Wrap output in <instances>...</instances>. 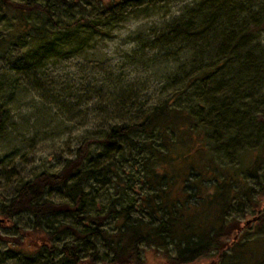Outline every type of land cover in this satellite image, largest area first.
I'll list each match as a JSON object with an SVG mask.
<instances>
[{"label":"trees","instance_id":"obj_1","mask_svg":"<svg viewBox=\"0 0 264 264\" xmlns=\"http://www.w3.org/2000/svg\"><path fill=\"white\" fill-rule=\"evenodd\" d=\"M128 1L3 0L13 10L16 21L14 32L2 38L4 43L0 40V45L8 50L12 39L19 35L31 37L35 46L29 57L34 63L67 44L81 48L89 39L85 33L106 32V27L99 26L121 16ZM196 5V21L176 23L173 31L157 40L162 49L172 43V38H180L187 45L182 54L188 49L190 63L196 65L185 74L180 88L149 107L133 103L130 108L118 109L113 104L116 110L112 112L122 118L108 122L100 138L81 139L74 156L66 158L58 171H41L21 180L15 192L0 201V214L2 221L12 223L13 216L28 212L33 226L18 227L20 232L11 240L19 242L23 237L36 245L33 233L42 218L63 210L71 222L59 223L41 241L51 247L49 240L57 229L70 231L73 239L59 248L62 262L97 264L94 256L80 257L76 250L79 242L89 243L98 237L111 252L104 264L140 262L141 246L168 250L170 243L173 251L165 256L169 264H186L207 253L213 256V264H264V202L249 225V220L238 224V219L230 218L226 222L224 215L230 203L243 194L250 196L248 187L242 189L245 182L241 170L255 171L264 165V129L255 126L258 134L254 144H247L252 132H245L254 120L251 107L261 99L255 97V91L264 80V50L258 51L252 43L264 27V0H198ZM210 38L214 42L208 50ZM205 56L213 58L206 62ZM9 110L0 98V127L7 121ZM93 143L101 147L94 155ZM250 150L257 154L243 165L238 158ZM125 154L132 158V167L138 166L142 176H148L143 181L153 187L152 191L144 190L135 205L123 198L134 185L130 180L137 179L133 174L126 178L121 175L126 172L122 168ZM222 156L236 158L230 171ZM175 161L181 168L168 169ZM182 177L183 181L191 180L200 203L197 199L193 203L190 194L171 196L169 187ZM99 181L111 183L117 193L103 213L90 214L85 211L86 183ZM204 181L210 182L214 191L202 194ZM59 185L65 188L67 200L54 202L50 193ZM130 211H138V215L131 217ZM108 217L121 220L113 229L104 228L102 224ZM247 228L258 234L241 240Z\"/></svg>","mask_w":264,"mask_h":264},{"label":"rangeland","instance_id":"obj_2","mask_svg":"<svg viewBox=\"0 0 264 264\" xmlns=\"http://www.w3.org/2000/svg\"><path fill=\"white\" fill-rule=\"evenodd\" d=\"M128 2L121 16L110 24L99 26L106 27V32L85 33L89 39L81 48L67 44L52 56L34 63V59L29 57V52L35 46L31 37L19 35L16 40L12 39L8 50H5L4 44L0 45V98L10 109L7 121L0 127V201L12 195L21 180L31 179L41 171H58L66 158L74 156L76 147L84 137L100 138L108 122L122 118L112 112L116 110L113 104L118 105V109L130 108L133 103L149 107L180 88L185 74L196 65L190 63L191 55L188 49L185 50L190 46L182 54L186 44L180 38H172V43L166 49H162L157 40L161 35L166 36L169 31H173L172 26L176 27V23L196 21L198 18L193 10L198 0ZM12 11L0 0V40L3 43L2 38L14 32L16 16ZM68 18L71 16H66ZM207 42L211 44L214 39L210 38ZM252 43L259 47L258 51L264 50V27H261ZM212 45H208V50ZM212 58L203 57L207 59L206 62ZM184 64L185 68L181 69L180 66ZM255 97L261 99L251 107L254 120L245 128L246 134L252 132L247 144L257 141L255 126L264 129V80L255 91ZM91 149L94 155L101 147L93 143ZM262 152L264 159V150ZM256 154L250 150L238 159L247 165ZM234 159L221 157L223 162L230 165L231 168L227 167L229 171L235 166ZM122 161V168L126 172L121 175L126 178L133 174L137 177L130 180L134 185L123 194L126 202L135 205L142 198L143 191H152L153 187L143 181L148 176H142L144 174L137 169L138 166L132 167L129 154L122 156ZM178 168H181L178 161L168 167L172 171ZM240 176L245 182L242 189L248 187L250 196L243 194L238 201L230 203L224 215L226 222L230 218L238 219V224L249 220V225L264 202V165L255 171L241 170ZM190 177L193 179V174ZM203 185L202 194L214 191L210 182L204 181ZM169 188L171 196L184 197L190 194L193 203L196 199L198 203L201 202L191 180L179 178L178 183ZM86 190L88 200L85 211L90 214L103 213L108 201L117 193L111 183L101 181L92 184L87 182ZM50 195L54 202L67 200L65 188L61 185L55 187ZM137 212L130 211L131 217L138 215ZM71 220L63 210L45 215L40 227L33 233L37 244L44 239V234L53 232L59 223ZM120 220V217H108L102 227L113 229ZM32 226L33 218L28 212L13 216L12 223L0 222V264H74L60 261L61 244L73 239L70 231L57 229V233L49 240L51 247L43 242L40 246L35 245L32 240L27 241L23 237H20L21 242L11 240L12 236L20 232L18 227L31 229ZM257 234L253 228H247L241 240ZM141 248V261L128 264H169L165 256L172 253V243L168 244V250L155 245H143ZM108 251L100 238L93 237L89 243L79 242L76 253L80 257L94 256L97 264H104L111 255ZM214 262L213 256L207 253L186 264Z\"/></svg>","mask_w":264,"mask_h":264},{"label":"water","instance_id":"obj_3","mask_svg":"<svg viewBox=\"0 0 264 264\" xmlns=\"http://www.w3.org/2000/svg\"><path fill=\"white\" fill-rule=\"evenodd\" d=\"M2 220V218H0V221Z\"/></svg>","mask_w":264,"mask_h":264}]
</instances>
